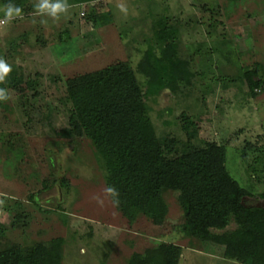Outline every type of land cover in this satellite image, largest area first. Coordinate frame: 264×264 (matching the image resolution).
<instances>
[{"label": "rangeland", "instance_id": "374dc122", "mask_svg": "<svg viewBox=\"0 0 264 264\" xmlns=\"http://www.w3.org/2000/svg\"><path fill=\"white\" fill-rule=\"evenodd\" d=\"M35 2L19 5L22 18L0 24V58L13 69L4 83L24 89H9L0 110V251L61 238L62 264H128L172 243L183 248L180 264H239L223 247L185 233L177 191L164 194L162 225L143 214L133 222L122 216L91 142L72 134L66 83L127 62L144 84L139 64L157 46L154 23L173 17L181 58L195 75L151 103L157 134L164 144L182 142L179 149L191 132L195 146L223 145L231 176L253 195L263 193L264 89L253 97L245 73L258 68L264 82V0H68L58 19L37 15ZM105 13L114 22L102 27L94 18Z\"/></svg>", "mask_w": 264, "mask_h": 264}, {"label": "trees", "instance_id": "16d2710c", "mask_svg": "<svg viewBox=\"0 0 264 264\" xmlns=\"http://www.w3.org/2000/svg\"><path fill=\"white\" fill-rule=\"evenodd\" d=\"M25 1L12 0L20 6ZM95 1L99 0H79L78 4ZM94 20L102 27L114 22L107 13ZM172 21L173 17L167 16L154 23L157 46L150 47L139 64L144 84L127 62L68 79L72 134L91 142L107 187L115 189L111 198L129 222L143 214L153 224L162 225L168 215L164 194L177 191L187 235L206 245L223 247L228 260L264 264V192L253 195L231 176L223 145L195 146L192 139L196 133L191 132L179 149L176 146L182 142L174 139L164 144L157 134L151 103H157L164 90L178 91V82L195 75L188 69L189 61L181 58V31ZM259 73L258 68L245 73L253 97L264 89ZM0 87L9 94V89L24 92L22 87L9 88L4 82ZM6 102H0V110ZM184 121L187 126L193 124L186 117ZM252 197L260 203H249ZM63 245L61 238L31 246L14 245L0 251V264H62ZM182 255L181 246L162 243L134 254L128 264H180Z\"/></svg>", "mask_w": 264, "mask_h": 264}, {"label": "clouds", "instance_id": "9594fccd", "mask_svg": "<svg viewBox=\"0 0 264 264\" xmlns=\"http://www.w3.org/2000/svg\"><path fill=\"white\" fill-rule=\"evenodd\" d=\"M119 9L127 13L128 9L124 4L118 5ZM33 8L37 15L48 16L58 19L61 15H66L69 11L70 5L68 0H36ZM0 13H2V19L0 24H11L18 18L23 17V9L8 0L7 3H0ZM12 67L4 58H0V83H3L12 72ZM10 99V94L6 88L0 87V102H6ZM107 191L110 194L116 195L115 189L109 187Z\"/></svg>", "mask_w": 264, "mask_h": 264}]
</instances>
